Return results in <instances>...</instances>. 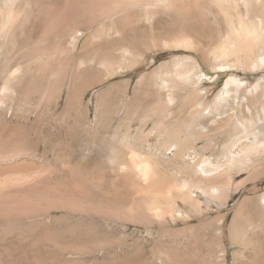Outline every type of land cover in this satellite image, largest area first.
<instances>
[{"label": "rangeland", "instance_id": "obj_1", "mask_svg": "<svg viewBox=\"0 0 264 264\" xmlns=\"http://www.w3.org/2000/svg\"><path fill=\"white\" fill-rule=\"evenodd\" d=\"M3 14L0 176L46 169L64 185L81 169L87 181L76 194L83 210L39 202V211L35 200L16 230L1 220L0 264H264L258 118L244 106L245 129L236 119L220 125L244 95L231 88L217 103L229 77L246 88L264 79V66L255 68L264 0H0V23ZM189 101L214 109L213 150L197 144L191 115L197 126L211 120ZM257 102L264 107V89ZM204 159L210 178L199 172ZM143 160L154 181L187 185L192 203L175 192V215H161L171 203L118 170Z\"/></svg>", "mask_w": 264, "mask_h": 264}, {"label": "bare ground", "instance_id": "obj_2", "mask_svg": "<svg viewBox=\"0 0 264 264\" xmlns=\"http://www.w3.org/2000/svg\"><path fill=\"white\" fill-rule=\"evenodd\" d=\"M1 13H3V12H1ZM4 29H5V18H4V14H3V18H2V21L0 23V31L2 33H4ZM247 33L252 34V31H249ZM256 36L257 35H254V37H256ZM2 46H3V44H2ZM263 66H264V57L260 58L256 62L255 68H261ZM263 83H264V79L260 78L256 82L251 84V86L249 88H246V85L248 84V82H245L243 79H241L239 77L231 76L227 79L222 93H220L218 98H217V103L219 101L225 100L228 97V95L231 93V88H233L236 95H238V96L244 95V97L242 99L237 101V104H236L237 107L235 108V110L232 111L231 113H228V115L226 116L227 120L222 121V123L220 125H225L226 127H228L232 123V121L236 119L238 121L239 127L242 129H245L246 123H248L247 122L248 120H247V117L243 115V111H244L243 107L246 106L249 118L252 116H255L258 118L257 128L253 131L252 136L254 139V143L255 144L260 143L261 146L264 145V107L262 106L260 108L257 100L260 96L261 90L264 89ZM170 101H171V99H170ZM169 102H168V104H169ZM171 103H173V101ZM188 106L190 107V109L193 113L196 112L197 114H200L199 118H201V119L203 118L204 122L208 121L209 119L211 120V118L214 117L213 107L209 108V107L205 106L204 103H202V102L189 101ZM259 108L261 109V111H263V117H261V118L259 117V112H258ZM207 110L209 112H207ZM216 119L211 120L208 124L206 122L205 125H199V126H197V121L194 119V117L192 115H191V118L189 120V124L192 125V127L196 128V130H195L196 136H197L196 141H197V144H202L201 149L203 150V152H207L211 149L213 150V148L215 147L214 146L215 140H216V137L218 136V135L216 136V130H217V127H216L217 120ZM225 134H226L225 139L231 140V135H232L231 131L228 130ZM243 134H245V132H243ZM248 140H249V138H248ZM134 154H136V153H134ZM4 155L5 154H2V152H0V158H2V157L5 158ZM137 162L134 161L132 163V161H131V163L130 162L124 163V161H123L122 162L123 164L120 163V166H118V168H120L118 170H120V172L122 171V173H125L126 181H128L131 178V176H133V172L135 171V173H137V176H140L142 178V180H144L145 182L148 183L147 188H143L141 191H145V193L148 192L150 194L152 193V194H154V196L153 195L152 196L155 197V199H158V198L162 199L163 198V200L164 199L166 200L165 202H168L169 204L171 203L169 208L166 207L164 209V207H163L162 210H160L161 211L160 212L156 208L159 205L156 204V202H155L156 200H155L154 202L156 205H153V203H152V206H154V207L149 205L150 207L153 208V210L157 209L156 212L159 211L161 215L167 214V215L174 216L175 215L174 209H176V206H177L176 205L174 207L175 203L173 201V198H174L173 196H174L175 192L180 196V198L183 201H186V202L191 201V203H192V200L194 199V194H193V192H191L188 189L187 185H180L175 181L167 180L164 178H162V181L159 179L161 182L154 181L155 180L154 176L158 174V171L156 172V169L153 166V164L147 160H143L141 162L137 161ZM116 168H117V166H116ZM198 168H199V172L205 178H210L213 175L214 166L210 163V161L208 162L207 160L204 159L202 161V164H200ZM80 170L77 169V170H74L72 172L73 176H75V178L76 177L81 178L80 181L75 180L73 177L74 180L73 179L72 180H66V181L64 180V185H63V183H57L56 185H54L56 182L55 183L49 182L50 180L49 181L47 180L49 172L46 169L45 170L44 169L43 170H37V171H35V174H33V175H20V174L15 173L13 175L6 174L3 177L0 176V221L2 220V221H5L7 223L4 228L7 229L9 232H11L12 230L13 231L16 230L17 227H19V225L16 222L18 217L22 214L24 215V213H26L27 211L32 210L34 208V206L37 204V203L36 204L34 203L35 200L38 202V210L39 211H40L41 206H43L41 203H40L41 204V206H40L39 202H42V203L46 202L45 204L46 205L48 204L49 209L50 208L52 209V207L55 208V206H59L60 208L67 209L68 211L69 210H71V211L72 210L73 211L83 210L85 208V207L82 208V206H84V204L81 205V203H82V201H80L81 198L79 199V197H77L76 194L79 191H80V193H82L81 192L82 190H86V189H84V186H83L86 184L83 182L84 181L86 182L87 180L85 179L86 175L83 174L84 172L82 173ZM114 171H117V170H114ZM117 173H118V171H117ZM49 179H50V175H49ZM82 183H83V185H82ZM89 184H87V186H85V188L88 187ZM83 192H85V191H83ZM209 192L213 196H219V194H220V191L217 188H212ZM74 193H75V195H74ZM87 193L89 194V192H87ZM146 195H147V193H146ZM83 196H85V195H83ZM177 198L178 197H176V199ZM89 203H91V202H89ZM169 204H167V205H169ZM98 207H99V205H98ZM46 208L47 207H45V209ZM80 208H82V209H80ZM95 208H96V205H95ZM100 210H102V209H100ZM93 211H92V213H94ZM159 212H158V215H160ZM220 222H221V220H220ZM71 230H73V229H71ZM48 234H49L48 238H49V240H51L52 237H50V232ZM55 236H56V234L53 237H55ZM54 239H56V238H54ZM53 241H55V240H53Z\"/></svg>", "mask_w": 264, "mask_h": 264}]
</instances>
